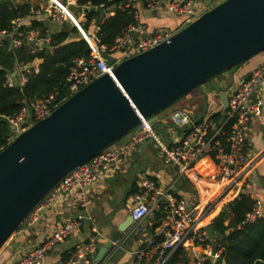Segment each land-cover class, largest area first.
<instances>
[{"label":"built area","instance_id":"1","mask_svg":"<svg viewBox=\"0 0 264 264\" xmlns=\"http://www.w3.org/2000/svg\"><path fill=\"white\" fill-rule=\"evenodd\" d=\"M68 1L48 0L42 8L30 12L42 14L62 24L65 10L70 5ZM208 1L214 7L225 0ZM143 3L148 10L163 4L166 13L177 21L175 27L154 29L142 36V30L135 24L137 15L132 2L124 0L122 3L112 4L113 11L114 9L132 10L133 23L126 26L109 46H99L95 37L97 24L95 19H90L88 24L93 27V34L89 35H94L98 47L107 53V57L93 53L89 48L87 58L73 60L64 77L61 92L55 91L27 101L13 116H1L9 128L6 145L25 128L47 117L79 89L102 75H110L117 63L159 45L205 12L203 6L195 0H143ZM80 7L84 20L86 10H96V7ZM112 14L113 12H106L104 18ZM17 22L18 18L10 23L8 30H0V46L3 41L11 44L12 49H18L24 43L41 46L49 44L48 35L36 38L30 32H18ZM138 32L139 36L135 37ZM112 54H116V57L112 58ZM16 68L20 75V86L26 82V75L31 70L36 72V69L30 68L28 64H18ZM5 85L8 88L14 87L9 75ZM223 88L219 86V90ZM215 101L216 103L209 107L205 106L198 118L183 108L170 111L166 116L169 127L173 129L170 135H167L163 129L167 126L156 124L158 122L156 115L153 122H149L148 119L139 121L128 132L127 141L117 146L106 147L66 174L30 211L23 223L31 225L58 197L76 190L78 193L73 196L72 203L79 208H85L86 195L83 190L94 183L99 176L107 175L124 164L128 151L135 150L149 140L150 144L159 150L162 164L175 169L174 181L179 177L186 179L202 177L208 182L217 184L218 189L207 200H191L184 194L172 190L171 186L162 187L156 180L142 177L136 183L131 195L128 211L131 218L130 226L116 242L111 244V249L123 247V243L130 237L140 236L142 222L150 219L155 220L156 223L153 227V235L139 240L138 248L129 252L136 264H214L220 257V246L211 245L210 236L203 229L201 221L222 200L225 199L230 203L239 196L246 195L250 172L256 162L264 156V150L259 155H250L248 150L250 145L247 142L251 123L261 116L264 109V62L247 76L239 79L237 84L229 86L226 90V106L223 110L217 95ZM159 133L163 135L164 142L158 139ZM201 158H207L213 169L204 176L196 167ZM262 216L264 214L261 202L253 198L249 210L243 215L242 222L252 223ZM84 219L83 216H77L63 222L43 242L34 245L10 264H44L46 254L56 244L79 233ZM189 249L192 253L191 257H188ZM96 251V240L91 238L76 245L57 264H103L102 259L107 254L95 261ZM175 254L177 258L172 261Z\"/></svg>","mask_w":264,"mask_h":264},{"label":"water","instance_id":"2","mask_svg":"<svg viewBox=\"0 0 264 264\" xmlns=\"http://www.w3.org/2000/svg\"><path fill=\"white\" fill-rule=\"evenodd\" d=\"M263 51L264 0H225L159 45L117 63L110 75L94 79L25 128L0 151V251L72 169L139 121L153 122L158 112L201 84ZM231 83L230 74L228 84L217 93L221 110ZM130 223L127 215L110 226V236L97 250L95 261L111 250ZM122 255L120 247L111 262Z\"/></svg>","mask_w":264,"mask_h":264},{"label":"crops","instance_id":"3","mask_svg":"<svg viewBox=\"0 0 264 264\" xmlns=\"http://www.w3.org/2000/svg\"><path fill=\"white\" fill-rule=\"evenodd\" d=\"M7 1L12 8L21 5H26L28 7L27 15L18 17V29L21 28L23 30L21 33L30 32L37 38L42 35L50 36L59 31L63 26L74 27L76 29V37L85 41L93 53H99L102 55L103 51L98 47L94 35H89L93 34V27L88 24V27L90 28L89 31L82 28V24L85 20L82 17L81 7L76 5L74 0L68 1L70 5L65 10V19L62 24L52 21L42 14L38 15L30 12L42 8L47 4L48 0ZM195 1L200 5H204V0ZM131 2L137 15L135 24L142 30V36L154 29L174 28L177 24V21L166 13L163 4L153 10H148L144 6L143 0H131ZM103 10H105L104 14L106 12L112 13L113 5L108 6ZM99 19L101 20L99 17L95 20L96 24ZM34 21L39 22V26L30 27V24ZM138 36L139 32L136 33L135 37ZM36 46L35 43L23 44L24 50L31 53L34 52ZM106 57L107 56H105V58ZM263 62L264 57L262 56L252 61V63H249V66L244 67V69L239 70V72L231 73L233 85L236 84L234 80L237 79L238 82L239 79L245 77L252 70L262 65ZM229 77L230 74L228 75V79ZM9 78L14 86H20V75L17 68L9 74ZM209 90L210 89L208 88V91ZM215 99L204 97L203 109L205 106L209 107L214 102L216 103ZM247 142L250 145V148L248 149L250 155H259V153L264 150V109L261 116L251 123L247 135ZM149 147L157 149L152 144H146V142L143 143L135 149L134 152L136 154L134 153L135 155L132 159L127 161L126 158L124 164L109 172L107 175L99 176L94 183L86 187L83 190L86 195L85 208H79L76 204L72 203L73 196L78 193L76 190L58 197L47 210L38 215L36 221L31 225L23 223L20 229H18L13 237L10 238L9 243H7L0 251V264H10L16 261L31 247L43 242L50 233L63 222L74 219L77 216H83L85 218L79 233L56 244L46 254L44 264H57L70 251H72L76 245L86 242L91 238L96 240L98 250L110 236V226L115 227L128 215L131 204V195L134 192L136 183L142 177L156 180L162 187L171 186L172 190L179 192L182 195L184 194L187 199L191 200H207L213 195V193H215V191H217V184L208 182L202 177H194L191 179L179 177L178 180L174 181L176 178L175 169L162 164L158 149L159 160L157 162L151 155ZM196 167L203 176L213 170L212 164L207 158H201L198 160ZM248 181L249 186L245 191L246 196L250 200L253 198L260 200L264 214V156H262L254 165ZM227 204L228 203L225 199L218 203V205L206 215V217L211 215L209 220L203 223V229L209 234L212 246L219 245L218 240L220 237L211 234L209 227L210 223ZM226 223L227 220L223 222L224 225H226ZM141 225L142 231L140 236L130 237L123 243V255L118 258L115 263H112L110 259L117 249H111L102 259V261L104 260L103 264H136L129 252L138 248L139 240H143L153 235V227L156 223L155 220L146 219ZM187 251L189 253L188 257H191L192 253L190 252V249ZM102 261L99 262L101 263Z\"/></svg>","mask_w":264,"mask_h":264},{"label":"trees","instance_id":"4","mask_svg":"<svg viewBox=\"0 0 264 264\" xmlns=\"http://www.w3.org/2000/svg\"><path fill=\"white\" fill-rule=\"evenodd\" d=\"M78 6L96 7L95 11L86 10L82 28L89 31L90 19L101 18L97 22L95 37L99 46H109L122 30L133 23L130 9H114L113 14L104 18V8L124 0H75ZM101 6V7H100ZM28 7L21 5L10 7L7 0H0V30H8L10 23L27 15ZM103 13V14H102ZM39 26L34 21L30 27ZM22 32L21 28L17 29ZM49 50L37 45L34 52H26L24 47L8 50V43L0 46V151L6 146L9 128L3 117L13 116L19 107L27 101L46 96L52 92H61L64 77L76 58H87L89 47L76 37L74 27L63 26L49 36ZM89 41V40H88ZM29 44V43H27ZM103 51V55L106 56ZM28 64L35 68L26 75L22 86L8 88L6 78L16 65ZM251 200L246 195L239 196L222 208L210 223L213 236H219L220 257L214 264H264V216L252 223H243V215L250 208ZM227 220L226 225L223 224ZM177 254L172 258L176 260Z\"/></svg>","mask_w":264,"mask_h":264},{"label":"rangeland","instance_id":"5","mask_svg":"<svg viewBox=\"0 0 264 264\" xmlns=\"http://www.w3.org/2000/svg\"><path fill=\"white\" fill-rule=\"evenodd\" d=\"M203 4L204 5H202V6L204 8V11H207L212 7L211 3L208 0H204ZM180 29H182V27ZM102 55H103V52H102ZM262 56L264 57V51L255 55L254 57H252L250 60L244 62L243 64H241L237 67H234V68L230 69L229 71H226L222 74H219V75L215 76L214 78H212V79L206 81L205 83L201 84L199 88L194 89L193 91H191L189 94H187L183 98L179 99L175 103L171 104L170 106L166 107L162 111L158 112L156 114L157 119H158V122L156 124L167 126V127H164L163 129L166 131L167 135H170L171 133H173V129H171L169 127L170 124L168 122V119L166 118L167 114L170 111L183 108V109H186L187 112L194 114L195 117L198 118L201 114V111L203 110V107H204V101H203L204 97H206V98L209 97V98H213V99L216 98V95L219 91V86L225 87L228 84V75L229 74L239 72V70L244 69V67L249 66V63H252V61H254V60H256ZM114 57H116V54H112V58H114ZM234 81L236 84L238 83L237 79ZM232 85H233V83H231V86ZM208 88L210 89L209 91H208ZM176 133L178 134V132H176ZM128 139H129V133L125 134L119 140L112 143V146L120 145V144L124 143L125 141H127ZM158 139L161 142L165 141L163 138V135L161 133L158 134ZM134 151L135 150L127 152L128 153L127 161H129V159H132V157L136 154ZM149 151L151 152V155L155 158V160L158 162V160H159L158 159V157H159L158 156L159 155L158 150L155 148L149 147ZM9 241H10V239L8 240L7 243H9Z\"/></svg>","mask_w":264,"mask_h":264},{"label":"bare ground","instance_id":"6","mask_svg":"<svg viewBox=\"0 0 264 264\" xmlns=\"http://www.w3.org/2000/svg\"><path fill=\"white\" fill-rule=\"evenodd\" d=\"M71 20H72V19H71ZM210 216H211V215L207 216L203 221H201V224L207 222V221L209 220Z\"/></svg>","mask_w":264,"mask_h":264}]
</instances>
